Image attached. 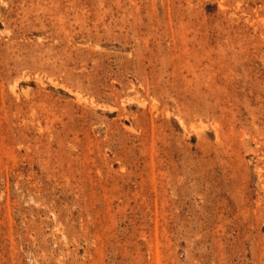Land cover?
<instances>
[{
  "label": "rangeland",
  "instance_id": "1",
  "mask_svg": "<svg viewBox=\"0 0 264 264\" xmlns=\"http://www.w3.org/2000/svg\"><path fill=\"white\" fill-rule=\"evenodd\" d=\"M0 264H264V0H0Z\"/></svg>",
  "mask_w": 264,
  "mask_h": 264
}]
</instances>
